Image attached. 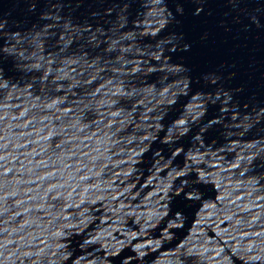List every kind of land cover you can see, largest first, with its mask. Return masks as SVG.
<instances>
[{"label":"water","instance_id":"95a60500","mask_svg":"<svg viewBox=\"0 0 264 264\" xmlns=\"http://www.w3.org/2000/svg\"><path fill=\"white\" fill-rule=\"evenodd\" d=\"M198 2L0 0V264H264V0Z\"/></svg>","mask_w":264,"mask_h":264},{"label":"snow or ice","instance_id":"6c2138e0","mask_svg":"<svg viewBox=\"0 0 264 264\" xmlns=\"http://www.w3.org/2000/svg\"><path fill=\"white\" fill-rule=\"evenodd\" d=\"M157 2H159V0H157ZM201 3H202V0H200V2L196 3V7H195V10H194V15L196 16H199L202 12H204V7L202 8L201 7ZM177 13L178 15H183V8L182 9H177ZM261 27H264V25L261 24ZM187 51V49H186ZM212 82L213 84L216 83V78L213 76L212 77Z\"/></svg>","mask_w":264,"mask_h":264},{"label":"clouds","instance_id":"9594fccd","mask_svg":"<svg viewBox=\"0 0 264 264\" xmlns=\"http://www.w3.org/2000/svg\"><path fill=\"white\" fill-rule=\"evenodd\" d=\"M178 9H182V7H178Z\"/></svg>","mask_w":264,"mask_h":264}]
</instances>
